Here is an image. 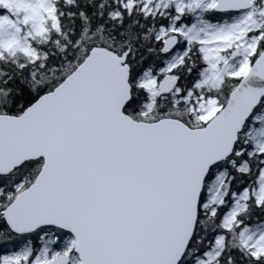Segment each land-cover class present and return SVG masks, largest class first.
Masks as SVG:
<instances>
[{"label": "snow or ice", "instance_id": "6c2138e0", "mask_svg": "<svg viewBox=\"0 0 264 264\" xmlns=\"http://www.w3.org/2000/svg\"><path fill=\"white\" fill-rule=\"evenodd\" d=\"M0 264H264V0H0Z\"/></svg>", "mask_w": 264, "mask_h": 264}]
</instances>
